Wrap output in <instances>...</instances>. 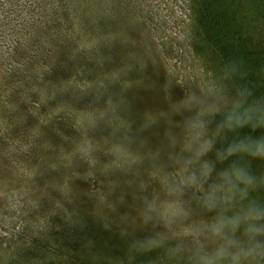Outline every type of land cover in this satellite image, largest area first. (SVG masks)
Wrapping results in <instances>:
<instances>
[{
    "label": "rangeland",
    "instance_id": "obj_1",
    "mask_svg": "<svg viewBox=\"0 0 264 264\" xmlns=\"http://www.w3.org/2000/svg\"><path fill=\"white\" fill-rule=\"evenodd\" d=\"M198 3L0 0V264H119L126 243L118 223L136 215L133 197L150 162L138 174L104 173L112 125L83 128L111 99L128 134L146 141L133 151L159 145L170 105L185 93L176 83H201L221 65ZM90 144L96 165L79 153ZM161 254L136 264H172Z\"/></svg>",
    "mask_w": 264,
    "mask_h": 264
},
{
    "label": "clouds",
    "instance_id": "obj_2",
    "mask_svg": "<svg viewBox=\"0 0 264 264\" xmlns=\"http://www.w3.org/2000/svg\"><path fill=\"white\" fill-rule=\"evenodd\" d=\"M176 84L185 93L170 105L163 138L146 154L132 150L134 142L143 148L146 141L128 134L111 99L83 128L97 130L99 121L112 125L116 139L105 149L112 159L101 166L104 173L138 174L144 159L150 162L148 179L133 197L136 215L129 220L126 213L118 223L126 243L119 264H136L138 256L156 250L172 264H264V170L254 168L264 164V92L257 94L264 83L234 57L201 83ZM122 128L128 132L120 137ZM258 130L262 134L254 135ZM96 148L79 152L90 165L97 163ZM153 181L159 190L150 193ZM117 199L126 202L124 195ZM56 207L63 205L57 201Z\"/></svg>",
    "mask_w": 264,
    "mask_h": 264
},
{
    "label": "trees",
    "instance_id": "obj_3",
    "mask_svg": "<svg viewBox=\"0 0 264 264\" xmlns=\"http://www.w3.org/2000/svg\"><path fill=\"white\" fill-rule=\"evenodd\" d=\"M197 21L221 64L241 57L251 78L264 83V0H199ZM261 92L264 88L257 89ZM254 168L264 170V164Z\"/></svg>",
    "mask_w": 264,
    "mask_h": 264
}]
</instances>
